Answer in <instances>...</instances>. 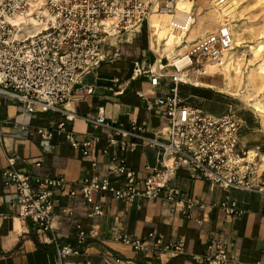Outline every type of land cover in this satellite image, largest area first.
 <instances>
[{"label": "built area", "instance_id": "2783aa9c", "mask_svg": "<svg viewBox=\"0 0 264 264\" xmlns=\"http://www.w3.org/2000/svg\"><path fill=\"white\" fill-rule=\"evenodd\" d=\"M209 1L217 8L227 4V0ZM176 5L177 0H0V95L3 98L13 96L29 113H66L60 106H65L77 85L83 84L84 77L93 73L101 62L120 55L114 41L116 38L120 42L123 36L139 33L143 24L149 31L148 15L153 10L169 14L170 25L182 35L181 56L185 59L182 66L169 60L158 61L151 50L152 62L137 60L132 68L133 76H146L152 87H156L160 80L170 83L169 91L156 99L162 108L163 123L157 131L160 138L145 135L142 125L131 124L126 128L122 123L108 124L104 114L94 120L95 126L109 130L108 146L132 151L136 143L123 138L133 135L145 140L150 147L161 148L158 160L161 168L144 178H137L124 159L115 162L113 156L105 174L83 175L79 191L82 200L92 206L89 215L103 214L102 198L106 196L133 200L135 197L156 198L164 192L166 199L176 202L180 190L171 181L181 167L187 169L190 177L204 179L222 189L264 192V176L258 175L261 150L259 146H247L240 141L242 118L230 108L219 113L209 112L187 101L179 90L191 74L208 76L204 71L207 65L221 67L226 64L233 42L231 29L226 21L218 22L210 31L188 41L185 34L195 23L196 3H192L179 18ZM28 16L36 24L27 25L25 18ZM18 17L20 25L15 23ZM24 24L30 27L23 28ZM35 28L39 32L31 33ZM147 41L149 46V33ZM85 91L90 93L92 89L86 88ZM73 116L66 114L67 119ZM57 127L64 130V122ZM65 138L72 147L79 145L72 133L66 132ZM91 143L85 141L81 144L84 156L89 154ZM250 150L254 151L253 156H249ZM15 158L13 154L7 157L10 167L1 173L2 183L4 187L13 188L12 202L18 208L19 217L29 218L37 232L47 230L52 226L55 214L54 195L65 191L74 195L75 190L61 175L50 178L14 170ZM96 165L93 160L92 166ZM112 177H122V180L112 182ZM182 200L186 208L195 202L189 197L179 201ZM218 206L227 216H235L241 210L233 199L225 198ZM59 214L70 217L73 208L60 207ZM74 226L75 244H55L58 262L68 255L85 253L88 234L80 223ZM112 236L134 251H183L182 239L163 241L154 233H148L144 239L124 231L114 232ZM212 246L216 248L214 254L197 257L196 261L232 263L226 245L211 243L208 248ZM100 259L101 264L122 262L121 254L110 250L102 252Z\"/></svg>", "mask_w": 264, "mask_h": 264}, {"label": "crops", "instance_id": "0c3cea01", "mask_svg": "<svg viewBox=\"0 0 264 264\" xmlns=\"http://www.w3.org/2000/svg\"><path fill=\"white\" fill-rule=\"evenodd\" d=\"M138 46L135 59L126 62L127 65L120 58L107 59L86 75L65 106H60L64 114L61 111L29 113L13 96L0 95V264H101L100 254L106 250L121 254V264H212L195 259L214 254L215 246L208 248L211 243L228 247L231 264H264V192L222 189L204 179L190 177L185 167L179 168L171 181L180 190L176 202L166 199L164 192L156 198L135 197L133 200L106 196L102 198L103 214H88L92 206L80 196L81 179L83 175L105 174L113 156L115 162L124 159L137 178L161 168L158 161L161 148L150 147L142 138L128 135L123 139L134 141L136 147L132 151H120L107 145L109 130L94 125L96 117L104 114L108 124L122 123L126 128L131 124L142 125L145 135L159 137L158 126L163 119L156 99L169 91L170 83L160 80L152 87L146 76L132 75L135 61L152 62L154 59L150 40L148 46V41L143 43L139 39ZM200 77L191 74L188 83L179 86L180 94L187 101L189 97L202 95L198 84L214 88L210 87L213 84L193 82ZM86 88L92 91L88 93ZM68 113L73 114V118L67 119ZM241 118L240 141L247 146H259L264 155L261 126L255 124L257 120L249 114L244 113ZM60 122H64V130L57 127ZM66 132L75 136L77 147L66 140ZM85 141L92 142L87 156L83 155L81 145ZM12 154L16 155L14 170L50 178L61 175L75 190L74 195L67 191L54 195L55 214L47 230L37 232L29 218L19 217L18 208L12 202L13 188L4 187L2 183L1 173L10 167L7 157ZM93 160L97 162L95 167ZM258 175L264 176V167H260ZM110 180L121 182L122 177ZM186 197L195 200L189 208L183 200L179 201ZM225 198L236 200L241 209L239 214L223 213L218 204ZM64 206L73 208L72 216L59 214V208ZM77 222L88 234L85 253L68 255L58 262L55 244H75ZM118 231L141 239L148 233H154L163 241L182 239L183 251H134L113 239V233ZM50 240L53 242L47 243Z\"/></svg>", "mask_w": 264, "mask_h": 264}, {"label": "rangeland", "instance_id": "374dc122", "mask_svg": "<svg viewBox=\"0 0 264 264\" xmlns=\"http://www.w3.org/2000/svg\"><path fill=\"white\" fill-rule=\"evenodd\" d=\"M200 3L204 1L206 2V8L202 12V15H198V2H196V6L194 8V12H197L195 17V23L193 25V29L189 31L192 39L202 35L203 33L210 31L218 22L224 21V16L219 17L213 16L211 11H207L206 9L209 7H213L212 3L209 0H196ZM239 4L243 5V8L240 9V15L237 16L238 25L244 31L245 34V43L240 48V52H244V63L241 66V70L243 75L246 77L251 69H257L259 65L264 62V54L262 58L251 62L253 54L251 52V48L255 47L257 41H264V0H235ZM229 3L232 4L230 0ZM229 25L234 23L232 20L227 18ZM151 21L148 23L150 33H151V50L156 52L157 44L159 43L161 53L162 49H164L163 54L165 52L169 53V49L165 46V42H157V34L153 32L151 27ZM231 27V26H230ZM142 31V32H141ZM141 31L136 35L128 34L127 36H123L120 42H118V38L114 41L117 42V47L119 48L120 55L116 58H120V60L126 62H130L135 59L136 52L138 51V41L140 39L141 42H147V34L149 33L146 24H143L141 27ZM233 34L236 32V27L232 28ZM140 35V38H139ZM130 38V39H128ZM128 39L129 41H126ZM235 39V34H234ZM190 41V40H189ZM182 46V45H181ZM183 51V46L175 49V54H172L170 57L166 56L163 58H168L171 62L177 56V54ZM160 52H157V55L160 57ZM202 76L198 80H193V82L198 83H207L213 84L214 88H209L206 86H201L198 84V91L202 93L199 97H189L188 101L202 106L204 109L209 112L219 113L228 108L232 111L237 112V114L241 117L242 114H249L253 120H257L259 127L261 126L262 131L264 130V89L258 88H240L238 87L236 81H232L230 87L225 82V78L222 74L215 73L214 75H199ZM206 81V82H205ZM188 83V82H187ZM244 91V93H242ZM258 104L262 109V113L256 111L255 105ZM212 108V109H211ZM261 155V154H260ZM261 158V157H260Z\"/></svg>", "mask_w": 264, "mask_h": 264}, {"label": "bare ground", "instance_id": "6f19581e", "mask_svg": "<svg viewBox=\"0 0 264 264\" xmlns=\"http://www.w3.org/2000/svg\"><path fill=\"white\" fill-rule=\"evenodd\" d=\"M230 1L232 2V4L229 3L227 0V4H225L224 6L220 8L209 7L206 9L207 11L208 10L211 11L213 16L217 18L219 17V15H221L222 17L223 16L225 17L223 20L226 21L229 28L231 29V32L233 35V42H232L231 48L228 51V58H227L226 64L221 67L213 65V64L207 65L204 70L205 74L210 75V76L214 75L215 73L222 74L225 78V82H227V85L229 87H230L229 84H231L232 81H236L239 89L242 87L243 88L253 87V88H258V89H264V62L261 65H259L257 69H251L249 74L246 77L243 75V72L241 70V66L245 64L244 63L245 55H244V52H240V48L245 43V34H244V31L241 29V27L238 25L237 16L240 15V12H241L240 9L243 8V5L239 4L235 0H230ZM194 2L196 3L198 1L196 0H177V5H176L177 12H178L177 17L179 18L180 15L182 16V13L187 12L190 9L191 4ZM197 7H198V15L201 16L202 12L206 8V2L205 3L204 1L202 3L198 2ZM151 15H152L151 27H152L153 32L156 33L158 36L157 42L164 41L165 46L169 49V53L165 52V54H163L164 49H162V53H161L160 45L158 43L156 46L157 51L155 52V54L157 55V52L161 53L160 57L157 55L158 61L159 60H169L168 58H163V57H165V55L170 57L172 54H175V49L182 47L181 46L182 45V35L176 32L170 25L169 21L171 19V16L169 14H160L158 12H154L153 10L148 15V23L151 21ZM227 18L232 20L234 25L233 24L229 25ZM19 20H20L19 17L15 19V23H18L20 25ZM25 21L27 25L36 24L31 16H28L27 18H25ZM26 24H24L25 26L22 25V27L28 29L30 26H26ZM192 27L193 26H191L189 31L193 29ZM233 27H236V32L234 33L235 39H234L233 31H232ZM34 32H39L38 28H35L34 31H31V33H34ZM191 34L192 33L190 32H187L185 34L186 39L188 41L192 40ZM150 37H151V33L149 29V40L151 44ZM150 50H151V45H150ZM251 52L253 54L251 62H254L258 60L259 58H262L264 54V41L262 40L257 41L256 46L251 48ZM184 62H185V59L181 56L180 52L177 54L176 58L172 60V63H175L178 66H182ZM185 81L188 82L189 79H185ZM205 85L206 84H204L203 86ZM210 87H214V86H210ZM242 93H244V91ZM255 107H256V111H258L259 113L263 112L258 104H256ZM253 155H254V151L250 150L249 156H253ZM260 157L261 158L259 159V166L264 167V155H260Z\"/></svg>", "mask_w": 264, "mask_h": 264}]
</instances>
